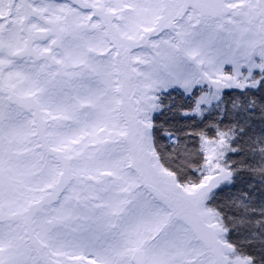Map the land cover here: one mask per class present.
I'll list each match as a JSON object with an SVG mask.
<instances>
[{
  "label": "snow or ice",
  "instance_id": "6c2138e0",
  "mask_svg": "<svg viewBox=\"0 0 264 264\" xmlns=\"http://www.w3.org/2000/svg\"><path fill=\"white\" fill-rule=\"evenodd\" d=\"M0 264H264V0H0Z\"/></svg>",
  "mask_w": 264,
  "mask_h": 264
}]
</instances>
